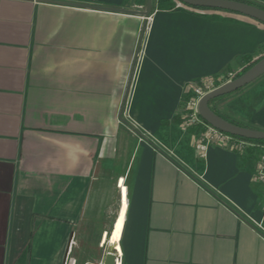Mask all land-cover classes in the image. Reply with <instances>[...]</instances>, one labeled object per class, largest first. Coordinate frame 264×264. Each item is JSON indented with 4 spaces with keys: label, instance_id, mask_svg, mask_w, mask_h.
<instances>
[{
    "label": "crops",
    "instance_id": "obj_1",
    "mask_svg": "<svg viewBox=\"0 0 264 264\" xmlns=\"http://www.w3.org/2000/svg\"><path fill=\"white\" fill-rule=\"evenodd\" d=\"M164 1L0 0V264H102L118 217L117 264H264L257 153L180 126L184 86L263 58L264 24ZM218 108L264 131V75Z\"/></svg>",
    "mask_w": 264,
    "mask_h": 264
},
{
    "label": "water",
    "instance_id": "obj_2",
    "mask_svg": "<svg viewBox=\"0 0 264 264\" xmlns=\"http://www.w3.org/2000/svg\"><path fill=\"white\" fill-rule=\"evenodd\" d=\"M151 1L147 0L145 11L134 12L126 10H116L112 9V13H119L125 15H134L147 19L151 12ZM183 5L189 6L191 8H202V9H213L228 11L236 14H240L256 20L264 24V10L253 5H249L243 2H238L234 0H177ZM65 4V3H57ZM69 6H75L66 4ZM264 75V57L261 58L256 64H254L249 70L238 78L228 81L214 90L203 95L197 104V113L200 119L208 126L228 134L233 137L250 140V141H264V131L245 128L236 126L223 118L216 115L209 107V102L216 98H220L229 94H232L259 79ZM72 235H70V240ZM112 247V248H111ZM119 255L114 249V245H110V250L105 255L102 264H117ZM66 260V259H65Z\"/></svg>",
    "mask_w": 264,
    "mask_h": 264
},
{
    "label": "built area",
    "instance_id": "obj_3",
    "mask_svg": "<svg viewBox=\"0 0 264 264\" xmlns=\"http://www.w3.org/2000/svg\"><path fill=\"white\" fill-rule=\"evenodd\" d=\"M175 9L185 10L190 8L176 1ZM232 77V74H228L216 80L205 78L187 83L183 91V107L180 116V126L183 130L196 129L198 131L197 147L202 152L210 145L229 147L231 150L239 153L255 151L258 159L254 178L257 182L264 183V144L222 133L206 125L197 113L199 99L218 86L230 81Z\"/></svg>",
    "mask_w": 264,
    "mask_h": 264
},
{
    "label": "trees",
    "instance_id": "obj_4",
    "mask_svg": "<svg viewBox=\"0 0 264 264\" xmlns=\"http://www.w3.org/2000/svg\"><path fill=\"white\" fill-rule=\"evenodd\" d=\"M174 1L176 2L177 0H174ZM237 1H238V2H243V3H246V4H249V5H253V6H255V7H258V8H260V9H263V10H264V8H262V7L258 6V5H255V4H253V3H250V2H248V1H245V0H237ZM177 2H178V1H177ZM163 3L167 6V8H168L169 10L174 9V5L171 4V3H169V1L166 0V1H164ZM184 6H186V5H184ZM186 7H189V6H186ZM189 8H191V7H189ZM194 9H202V8H194ZM202 10H210V9H202ZM259 60H260V59H259ZM259 60L254 61V62L248 64V65H247L244 69H242L240 72L234 74L231 80H234V79L238 78L239 76H241L242 74H244L247 70H249V69H250L254 64H256ZM231 80H230V81H231ZM244 88H245V87H244ZM244 88H242V89H244ZM242 89H240V90H238V91H236V92H239V91H241ZM236 92H234V93H236ZM234 93H232V94H234ZM230 95H231V94L226 95V96H223V97H220V98H216V99H214V100H211V101L209 102V107H210V109H211L216 115H218L219 117H221V118H223L224 120L228 121L229 123H232V124H234V125H236V126L245 127V126H244L243 124H241L240 122H238V121H236V120H231V119H229L228 117L222 115L221 111H219V109H218L219 104H220L223 100H225L227 97H229ZM214 106H217V107L214 108ZM206 125H207V124H206ZM245 128H247V127H245ZM252 142H256V143L264 144V141H252ZM249 153H251V154L255 153V154H256L255 151H249Z\"/></svg>",
    "mask_w": 264,
    "mask_h": 264
},
{
    "label": "bare ground",
    "instance_id": "obj_5",
    "mask_svg": "<svg viewBox=\"0 0 264 264\" xmlns=\"http://www.w3.org/2000/svg\"><path fill=\"white\" fill-rule=\"evenodd\" d=\"M120 186H122V182H120ZM119 225V226H118ZM124 226V220L122 218H117L112 227V233L110 235L109 243L114 245V247L119 251L118 242L120 239V235ZM105 236V235H104ZM105 238V237H104ZM103 238V239H104ZM108 243V242H107ZM115 249V250H116ZM121 254V253H120ZM121 256V255H120ZM119 264V263H118Z\"/></svg>",
    "mask_w": 264,
    "mask_h": 264
},
{
    "label": "rangeland",
    "instance_id": "obj_6",
    "mask_svg": "<svg viewBox=\"0 0 264 264\" xmlns=\"http://www.w3.org/2000/svg\"><path fill=\"white\" fill-rule=\"evenodd\" d=\"M174 1V0H173ZM174 3H175V5H176V2L174 1ZM145 10V9H144ZM150 14H151V12H150ZM228 74H230V73H226L224 76H222V77H225L226 75H228ZM218 78H220V77H218ZM217 77H208V79H211V80H216V79H218ZM249 86V85H248ZM247 87V86H246ZM181 107H183V101L181 102ZM217 106H214V108H216ZM218 109H220V108H218ZM220 111V110H219ZM189 131V130H188Z\"/></svg>",
    "mask_w": 264,
    "mask_h": 264
},
{
    "label": "snow or ice",
    "instance_id": "obj_7",
    "mask_svg": "<svg viewBox=\"0 0 264 264\" xmlns=\"http://www.w3.org/2000/svg\"><path fill=\"white\" fill-rule=\"evenodd\" d=\"M119 226V225H118Z\"/></svg>",
    "mask_w": 264,
    "mask_h": 264
}]
</instances>
